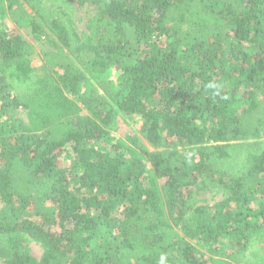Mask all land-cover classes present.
<instances>
[{"label": "trees", "instance_id": "trees-1", "mask_svg": "<svg viewBox=\"0 0 264 264\" xmlns=\"http://www.w3.org/2000/svg\"><path fill=\"white\" fill-rule=\"evenodd\" d=\"M80 1L0 0V264H264V0Z\"/></svg>", "mask_w": 264, "mask_h": 264}, {"label": "rangeland", "instance_id": "rangeland-1", "mask_svg": "<svg viewBox=\"0 0 264 264\" xmlns=\"http://www.w3.org/2000/svg\"><path fill=\"white\" fill-rule=\"evenodd\" d=\"M72 6L74 9V24L77 31L82 34L85 30V24L89 16L94 13V8L92 5L82 2L80 0H71ZM21 35L29 41L34 49V53L30 58V63L33 68V71L36 75H40L44 72V67L41 61V50L46 47L42 42L36 41L29 30H20ZM85 111V110H84ZM83 113V112H82ZM140 120L139 117L134 116L131 120H127V124L124 127L117 128L116 131L112 132V134L117 137H124V133L127 130H131L132 133L137 132L139 129ZM125 138V137H124ZM127 142V139H124ZM64 165L66 167L71 166V162L69 160H64ZM73 183L70 184L72 186ZM198 198L203 204H213L215 200H218L219 197L213 196V194L209 191H202L198 194ZM29 251L35 258L39 259L44 251V247L35 241H30L28 244Z\"/></svg>", "mask_w": 264, "mask_h": 264}]
</instances>
